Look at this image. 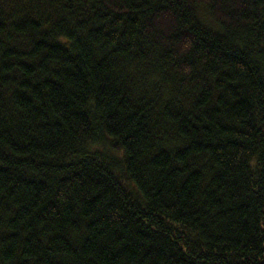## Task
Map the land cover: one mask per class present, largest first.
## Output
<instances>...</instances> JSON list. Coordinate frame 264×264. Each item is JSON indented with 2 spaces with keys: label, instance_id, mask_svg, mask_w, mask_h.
Wrapping results in <instances>:
<instances>
[{
  "label": "trees",
  "instance_id": "obj_1",
  "mask_svg": "<svg viewBox=\"0 0 264 264\" xmlns=\"http://www.w3.org/2000/svg\"><path fill=\"white\" fill-rule=\"evenodd\" d=\"M0 264H264V0H0Z\"/></svg>",
  "mask_w": 264,
  "mask_h": 264
},
{
  "label": "rangeland",
  "instance_id": "obj_2",
  "mask_svg": "<svg viewBox=\"0 0 264 264\" xmlns=\"http://www.w3.org/2000/svg\"><path fill=\"white\" fill-rule=\"evenodd\" d=\"M199 15L203 20H206L207 22H209L211 24L216 23V22H214V20L212 19V17L210 16V14L208 13L207 9L204 6H201L199 8Z\"/></svg>",
  "mask_w": 264,
  "mask_h": 264
}]
</instances>
